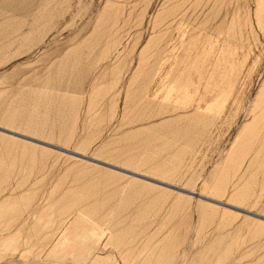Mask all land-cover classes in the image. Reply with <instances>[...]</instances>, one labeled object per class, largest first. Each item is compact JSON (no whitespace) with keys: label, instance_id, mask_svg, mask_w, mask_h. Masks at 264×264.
<instances>
[{"label":"rangeland","instance_id":"1","mask_svg":"<svg viewBox=\"0 0 264 264\" xmlns=\"http://www.w3.org/2000/svg\"><path fill=\"white\" fill-rule=\"evenodd\" d=\"M0 128L264 217V0H0ZM0 264H264V221L0 133Z\"/></svg>","mask_w":264,"mask_h":264},{"label":"water","instance_id":"2","mask_svg":"<svg viewBox=\"0 0 264 264\" xmlns=\"http://www.w3.org/2000/svg\"><path fill=\"white\" fill-rule=\"evenodd\" d=\"M0 133L9 135V136H12V137H15V138H18V139L33 143V144H36V145H39V146H43V147H46V148H49V149H52V150H55V151H58V152H62V153H65L67 155H71L73 157L81 159L83 161H86V162H89V163H92V164H95V165H98V166H101V167H104V168H107V169H110V170H113V171H117V172L122 173V174L129 175L131 177L140 179L142 181H146V182H149V183H152V184H155V185L166 187V188L172 189V190H174L176 192H179V193H182V194H185V195H189V196H192L194 198L202 199L203 201L209 202V203H211L213 205H216V206H219V207H223V208L229 209L231 211H235V212L241 213L243 215H247V216L253 217L255 219H259L261 221H264V217H262V216L249 213V212L244 211L242 209H239V208L227 205V204H223V203L218 202V201H214V200H211V199H206V198H203V197H198L195 193H190L189 191H186V190H183V189H179V188H176V187H173V186H170V185H166L164 183H160L159 181L152 180V179L147 178V177L136 175V174H134L132 172L123 170L121 168H118V167H115V166H112V165H109V164H106V163H103V162H100V161H97V160H94V159H91V158H88V157L81 156L79 154L73 153L71 151H67V150L62 149L60 147H56V146L41 142L39 140H35V139L30 138V137L23 136V135H20V134L5 130L3 128H0Z\"/></svg>","mask_w":264,"mask_h":264},{"label":"bare ground","instance_id":"3","mask_svg":"<svg viewBox=\"0 0 264 264\" xmlns=\"http://www.w3.org/2000/svg\"><path fill=\"white\" fill-rule=\"evenodd\" d=\"M205 25H206V24H205ZM205 25H204V26H205ZM206 26H207V25H206ZM3 129H4V128H3ZM5 130H7V129H5ZM8 131H9V130H8ZM11 132H12V131H11ZM14 133H15V132H14ZM17 134H18V133H17ZM20 135H21V134H20ZM23 136H24V135H23ZM106 164H107V163H106ZM197 196L200 197L199 195H197ZM214 201H215V200H214ZM218 202H219V201H218ZM244 211H245V210H244ZM247 212H248V211H247ZM249 213H250V212H249ZM86 225H87V224H86ZM93 229H94V228H93ZM93 229H92V230H93ZM88 230H89V229H87V231H88ZM89 232H91V231L89 230L88 233H89ZM86 234H87V233H86ZM88 235H89V234H88Z\"/></svg>","mask_w":264,"mask_h":264}]
</instances>
